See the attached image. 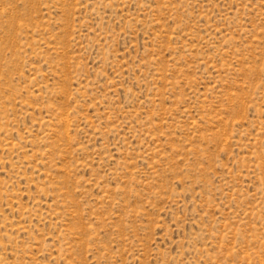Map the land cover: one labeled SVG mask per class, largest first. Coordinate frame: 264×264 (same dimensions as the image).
Returning a JSON list of instances; mask_svg holds the SVG:
<instances>
[{"label": "rangeland", "instance_id": "374dc122", "mask_svg": "<svg viewBox=\"0 0 264 264\" xmlns=\"http://www.w3.org/2000/svg\"><path fill=\"white\" fill-rule=\"evenodd\" d=\"M0 264H264V0H0Z\"/></svg>", "mask_w": 264, "mask_h": 264}]
</instances>
